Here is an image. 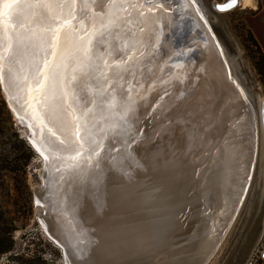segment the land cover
I'll use <instances>...</instances> for the list:
<instances>
[{
	"label": "bare ground",
	"instance_id": "obj_1",
	"mask_svg": "<svg viewBox=\"0 0 264 264\" xmlns=\"http://www.w3.org/2000/svg\"><path fill=\"white\" fill-rule=\"evenodd\" d=\"M194 1L201 7V13L199 12L200 15H198L197 12L199 20L198 25L200 27L202 25V29L207 26L208 29L211 30L210 32L215 36L218 46L216 45L215 47L211 45L207 49L198 47L197 51L192 55L193 58L195 57L198 66H200V69L203 72L198 74L197 71L192 70L189 71V73L187 72L186 79L180 78V80H178L175 78L176 80L173 79L167 84L170 94L169 96L160 99V103L157 105L159 109L156 111L157 126L160 129H158V131H156L155 128L151 130V124L149 122L140 126L139 129L143 131L145 136L144 142L147 141L151 143L152 137L156 134L157 139L152 144H147L146 146L143 145L140 151V147L137 145L134 149L131 147L127 156H125L126 161L137 167L132 182L137 183L136 187L138 189L139 200L144 201L143 204L138 205V209L133 215L128 212V209L126 213H124V216H134L133 218L136 223V230H134L135 238L132 240L131 236L123 233H119L116 239L112 237L115 244L118 242L120 244L129 245V241L133 242L132 244L134 248H129L127 253L136 255L138 253L137 249L140 248L143 241L151 234L154 235L153 232H155L156 229L152 228L155 219L169 216V222L173 223L176 213L185 208L186 202L180 199L182 194L181 188L172 192L169 187L166 189L163 187L165 171L170 172L171 178L176 182H180L181 180L183 182L186 180V186L188 187L186 190L190 198V206L184 224L188 223L190 219H195V221L192 222V231H187L181 236H189L188 240L173 245L170 248L171 251L161 255L155 264L208 263L220 247L221 242L224 240L234 223L235 217L238 215L244 202L248 185L253 179L251 178L250 180L246 175H248L249 172V175L254 176L255 173L257 162L256 150L258 148V143H260L259 131H262L264 139V108L259 107L256 109L257 105L254 103V113L256 115L250 111L244 100V98L246 99L247 94H249L248 89L238 75L235 66L231 63L230 57V60L228 59V55L220 43L212 22L209 20L208 9H205L201 0ZM160 2L161 0H136L135 2H131V4L136 5V7L129 9L131 15H125L124 20L118 19L116 22V28L113 30L112 36H114L115 32H118L117 28L119 26L123 27L125 22L129 24L130 31L131 29H134V34L129 35L124 42L126 47H133V52L137 50L134 53L132 52V56L135 58L134 61H141L142 54L140 55V52L147 49V39L149 37V34L141 33L142 27L144 26V20L136 16V11L138 9L144 10V8L151 6L153 11L161 13L169 21H173L182 11V3L180 4L179 2H176V0H164L163 8L159 7ZM228 2L229 0H216L214 2V9L217 12H227L234 9L235 6L228 10H221L220 7H218ZM238 2V6L257 7V0H238ZM84 4L87 6L89 5L87 2H84ZM21 7V11L18 14L13 15V21L7 22L8 16H6L4 20L5 29L11 25H15L13 28L15 29V32L13 33L15 35L14 50L17 52L20 60L19 64L13 63L12 65L16 79L20 78L22 70L26 68L28 63L32 62L37 52L43 50L47 46L50 34L46 29L51 26V18L46 17L47 15L45 14L39 15L38 13L40 10L36 12L37 14H35L34 19L32 20V6L28 7L27 5L22 4ZM13 8H15V6H13ZM7 10L12 11L13 9ZM52 10L59 11L60 7H53ZM117 12L121 13V15L124 14L120 9ZM201 17L204 20H202ZM28 21L31 22V25H24V23ZM91 22L100 24L104 21L97 17ZM21 23L24 25L23 30H21L22 27L18 26ZM208 29L206 28L207 31ZM169 32H172L171 28H169ZM175 34L176 31H173L172 36L170 37L167 33V39L162 43L164 46L162 52H164V54L171 50ZM182 39H184L181 44L183 48L188 46L196 47L200 43V35L197 33V29L183 33ZM93 42H95V38L93 39ZM111 43L112 40L108 39L107 47L111 52L110 55L105 52L104 45H101L96 59V62L98 61L99 65H104L102 60H107L109 64H112L119 55L116 51L117 42H115L116 44L112 47L110 46ZM118 45L120 46V43H118ZM66 47L67 46H64V49L59 50V64H61V68H63L62 65L64 62L71 64L78 60V58L74 59V55H69V50H66ZM121 49L124 51L125 45L121 47ZM138 50L140 52H138ZM38 57H40V59L37 60V62H34V78L36 77L42 56L40 55ZM155 59L159 62L161 56H158ZM200 61H202V63H200ZM120 63L121 76L127 78L123 81V84L126 88L129 87L131 89L132 87H135L137 83L140 82L139 77H135L136 81L129 79L132 76V73L125 71L128 65H132V59H130L127 64H124L123 61H120ZM72 68L73 66L70 68L69 72L68 70L65 72L56 71V78L51 83L50 97L55 98L56 101L53 105H57L59 110H62V106L59 102L61 85L66 83L67 76L72 72ZM229 74L242 87V90H238L237 87L229 81ZM225 78H227L229 82H227ZM2 83L5 94L18 119L24 122V117L32 118V109L27 106L26 109L20 108V106L16 105L13 101L12 93L10 95V91L14 90L15 92L18 90V87L13 86V82H10V91H6L4 81ZM25 83L27 82L22 81L20 84L21 87H24ZM197 84L199 86L196 89L195 86ZM77 86L74 85V88H81V86ZM134 91V89L131 90L132 93ZM181 92L184 93V95H181L183 96L182 98L174 99L173 101L170 100L175 97V93H178L179 96ZM189 92H193L197 95V100L194 98L190 103H187L186 96ZM31 94L35 95L34 93ZM80 94V101H82L84 93L81 92ZM117 94H120L121 101L119 102V115L122 114V103L131 102L134 109L136 108L134 105L136 102L135 95L131 94L132 97L128 96L127 101H123L121 98L125 96V91L119 90ZM136 99L137 102H139L138 95ZM89 100L90 99L85 98L83 99V102L86 101L85 103L80 102L81 106H83L81 107L79 115L86 110ZM68 103L72 104V100L68 99ZM49 105L51 106V110H53L54 108H52L50 100ZM169 105H172L170 109L167 108ZM140 108L141 109L137 108L138 111L144 113L147 108L146 101L142 103V107ZM136 111L133 110L132 112H129L130 120L135 124V127H133L132 130L137 129L136 125L140 124L137 120H140L141 118ZM60 113L62 114L61 111ZM185 114L190 116V119L187 117V119H189L188 126L191 128L194 126L191 129L192 136H190L189 140H187V137L185 138V133L181 129L183 124L187 121L184 117ZM94 116L95 118L93 117L89 122L90 138L101 143L100 140L103 135L99 129H101L102 126L105 127L106 124H108L107 128H110V126L114 124L113 120H115L116 117L110 115V119L107 121L104 120L100 114ZM80 118L83 120V116ZM59 119L62 122L58 125V135H60L62 139H66L67 145H70V137L64 131L65 125L69 124L70 121L66 116H61ZM35 121L36 122L34 123H37L38 120ZM49 126L52 125L50 124ZM175 126L178 129L175 130ZM27 129L28 125L26 123V136H28ZM35 130L37 131V128H35ZM163 142H167L169 145L168 152H170V155L172 156L170 160H166V155L164 151L162 152V148L164 149ZM203 151L205 154H202ZM62 153L72 156L73 149H64ZM251 153H253L254 156L249 170V162L252 157ZM108 156V150L102 149L98 158H96L101 161L99 168L85 167L83 170L84 175L81 177H77L75 174H69L67 165L71 164L72 160H60V157H56L53 166L49 168V161L44 158V161H46L45 167H47V182L44 186L46 195L44 196L43 201H41V204H36V206L38 211L49 212L52 214V206L54 203L57 204V208L61 209L62 216L67 219V224L70 226V229L64 231H61L60 229L50 230L61 238H63V236L66 237L68 239L67 243L75 248L72 249L73 252H77L78 247L82 248L83 243H85V251L88 253L94 251L100 246L98 245V238L82 241V239H84V232H74L71 228H76L82 224L77 220L80 218V212L78 209L83 205V201L76 195V193L79 188H82L83 190L84 187H79L78 181L83 182L85 186L88 184H93L95 186L104 184L105 181H107L106 177L111 178L108 172L111 169H109L107 165L109 162ZM208 158L209 160L207 161ZM80 159L82 160L80 161ZM172 159L174 161L173 165H171ZM78 160L82 165L84 164L83 158H78ZM125 160L123 158V161ZM57 167H59L61 171L58 172L56 170ZM192 170H194V172H192ZM198 173L200 174L196 185L199 187L191 186L190 183L192 179H194V176ZM122 177L124 178V172H122ZM61 178L64 180L63 185L57 188L54 182ZM252 183L253 181L251 182V185ZM261 184L264 187V182L261 181ZM93 185H91V187H94ZM181 186L182 184L179 185V187ZM250 189L251 186L249 191ZM127 196L121 193L119 194L123 209L129 208L133 200L129 194ZM263 226L264 221L256 236L255 242L251 244L250 248L249 246H246V255L244 257L242 256L243 259H240V262L237 261L236 264L247 263L250 253H252V250L262 238ZM150 229L152 230L150 231ZM174 229H177V226ZM55 243L58 245L56 241ZM163 248L164 245L162 244L159 248L155 249V251ZM85 263L87 262L83 261L80 264Z\"/></svg>",
	"mask_w": 264,
	"mask_h": 264
},
{
	"label": "water",
	"instance_id": "obj_2",
	"mask_svg": "<svg viewBox=\"0 0 264 264\" xmlns=\"http://www.w3.org/2000/svg\"><path fill=\"white\" fill-rule=\"evenodd\" d=\"M135 1L136 0H115L116 6H113L111 0H76L75 15L77 20L82 19L84 26L89 28V30L91 31V24H92L91 21L97 18L95 16V13L103 12L105 14V18H107L108 15L114 14L112 15L113 19L119 17V19L124 20L125 14L121 15V13L117 12L119 11L118 5L120 3H131ZM84 2L89 3V5L88 6L85 5ZM176 2H179L180 4L182 3L183 6H182V11L174 18L173 21H169L161 13L153 11L152 8L150 10L149 7L144 8V10L138 9L136 11V16L144 20V26L142 27L141 33L149 34V37L147 39L148 40L147 49L145 51H141L143 53L141 61L139 60L134 61L135 58L132 56L133 47H126V44H124L126 38H128L129 35L134 34V29H131L130 31L129 24L127 22L124 23L123 27L119 26L117 28L118 32L117 33L115 32L114 36H112L111 38L109 37V40H112V43L110 45L111 47L114 44H116L115 42H117V44L120 43V48L125 45L124 52L131 56L132 64H134V68H132L131 71L132 76L129 79H133L134 81H136L135 77H139L140 82L139 83L136 82L137 85L135 87H132L131 89L127 87L129 88L130 91L129 96L132 97V95H135L137 97L138 95L139 97V102H137V99L135 97L136 102L134 105L136 108L134 109V111H136L137 108L141 109L140 107H142V103H144L145 101L147 108L144 113H141L137 109L136 113L139 114L141 119L137 120L138 122H140V124L136 125L137 129H134L135 131L132 130V128L135 127V124L129 118H126L127 122L123 124V131L120 132L119 135H114L111 131H109L111 126L110 128H107L108 124H106L105 127L102 126V128L99 129V131H101V134L103 135L101 136V140H100L103 145V150L107 149L109 152V156H108L109 162L107 163V165L108 168L111 169L108 172L112 179L110 177H106L107 181H105L104 184H100L97 186L93 184L90 185L88 184L85 186L83 182L78 181L79 187L82 186L84 187L83 190L82 188H79V190L76 193V195L83 201V205H81V207L78 209V211L80 212V218L77 220L79 223L82 224L76 228H71V229H73L74 232L77 231L84 232V239H82V241L92 238L94 239L98 238L99 240L98 245L100 246L97 249L88 253L85 251L86 245H84L85 243H83L82 248L78 247L82 250L83 255H81L80 251L73 252L72 249L75 248L67 243L68 239L66 237L63 236V238H61L56 233H53L50 230V229H60L61 231H64L70 229V226H68L67 224V219L62 216L61 209L57 208V204L55 203L53 204L52 214L49 212H42V211L40 212L37 209L43 229H45L46 233L49 235L51 239L55 240L58 243V245H60L64 253L65 264H80L83 261L87 262L85 264H155L157 259L161 255L169 253L171 251L170 248L173 245L189 239V236L181 237L187 231H192L191 229L193 224L192 222L195 221V219H190L188 223L184 224L187 219L188 216L187 214L189 213V206H190L189 204L190 198L186 190L188 188L186 186V182H185L186 180H184L183 182L182 180L180 182H176L171 178L170 172H166V171L163 177V184H164L163 187L165 189L169 187L170 191L172 192L177 191L178 189L181 188L182 194L180 196V199L186 202L185 208L182 209L181 211H178V213H176L174 222L173 223L169 222L168 220L169 216L159 218L160 220L155 219L152 228V229H156L155 232H153L154 235L151 234L146 240L143 241L140 248L137 249L138 253L136 255H131L127 253V250L129 248H134L132 244L133 242L129 241V245L120 244L118 242H116L115 244V241L112 239V237L116 239L119 233H123L131 236L132 240H134L133 239L135 238L134 230H136V223L133 218L134 216L132 217L124 216V213H126L128 209V212L131 215H133L137 211L138 205L143 204L144 202L139 200L138 189L136 187L137 183L132 182V180L134 179L133 176H135L136 174L137 167L136 165L131 164L130 162L125 160V156H127V153L129 152V149L131 147L132 149H134L135 146L137 145L138 147H140L139 148L140 151L143 145L146 146L147 144H152L157 139L156 138L157 134H156L155 136L152 137L151 143L147 141L144 142L145 136L143 131L139 129L140 126L145 125V123L147 124L149 122L151 124L150 126L151 130L155 128L156 131H158V129H160L157 126L156 111L157 109H159L157 105L160 103V99L165 98L170 94L169 87L167 86V84L173 79L174 80L176 79L180 80V78L186 79L187 78L186 74L187 72L189 73V71L194 70L197 71L198 74L203 72L200 69V66H198L195 57L193 58L192 55L195 53V51H197L198 47L202 49L203 48L207 49L211 45L215 47L216 45L218 46V42L215 39V36L210 32L211 30L208 29V27L206 26V28L208 29L207 31L206 28L204 27L203 29L201 28L202 25L201 27L198 25L199 20H198L197 12L198 15H200L201 7L197 5V3L194 0H188V1L176 0ZM238 3L239 2L237 0L235 7L238 6ZM106 4L107 7H105ZM29 5H31V0L29 2ZM29 5L27 6L29 7ZM53 7H57L55 3L51 4L50 7L47 9L38 6H32V20L34 19V16L35 14H37L36 12L38 10H40L38 13L39 15L45 14L47 15L46 17L49 18H51L52 16H56L61 19L66 17L70 12L73 11L72 8H69L67 6L60 7L59 11H53L52 10ZM21 9H22L21 6L15 11L2 9L5 13H9V12L12 13L11 15L8 16L7 22L13 21V15L18 14L21 11ZM141 12H143L144 14L141 15L140 14ZM202 20L204 19L202 18ZM50 21L52 26L53 23L52 19ZM117 21L118 19H116V22ZM75 24H76V20H73L72 25ZM24 25L29 26L31 25V22L29 21L25 22ZM14 26L15 25H11L12 28H14ZM51 26H49V28ZM23 27L21 30H23ZM169 28H171L172 32L176 31V34L173 37V46H171V50L167 51V53L164 54V52H162V49L164 48L162 43H164V41L167 39V33L168 35H170V37L172 36V32L171 33L169 32ZM195 29H197V33L200 35V43L198 42L199 44L196 47L188 46L183 48L181 46L182 41L184 40L182 39V34L185 32L194 31ZM65 32L68 40L70 41L67 45H65L67 46L65 49L69 50L68 51L69 55L71 54L74 55V59L78 58V60L71 64H69L68 62H64L62 65L63 68L60 67L61 64H59V58H55L53 62L57 65L56 71L58 72L61 71L65 72L66 70H68L69 72L70 68L73 66L71 70L72 72H70V74H68L67 76V78H70L71 76H76V80L72 82V86L69 89L70 95L68 97V99L70 100H72V96H76L79 98V106L75 104L73 105V114L79 117L84 116L85 112H88L90 116L92 115V113H95V115L100 114L103 117V119L107 121L108 119H110V115H111L112 117H116V119L113 120V123L119 124L120 123L119 117L122 116L123 113L121 111L122 114L120 115L118 114V111H120L119 102H121L120 101L121 93L117 94V92L119 90L125 91L126 87L123 84V81L127 78L125 77L123 78L122 76L118 80L113 78L110 81L111 86L107 88L105 86V81L103 79V76L107 75L109 77H112L111 71H107V72L97 71L90 74L86 79L83 78L80 69L85 63H88V61H86L85 58L81 55L83 42L75 41L73 32L69 31L67 28L65 29ZM44 49L37 52L32 62L28 63L26 68L22 70V74L20 76L21 79L20 78L16 79V81L13 82V86L16 87V84L17 83L21 84L22 81L30 82L35 79L33 77L35 70L34 62L35 61L37 62V60L40 59V57L38 56L40 55L43 56ZM61 49H64V47H62ZM130 49L131 51H129ZM138 52L140 51L138 50ZM158 56H161L159 62L155 59ZM93 63L98 64V61L96 62L95 60ZM200 63H202V61H200ZM100 67L101 69H103L106 67V65H100ZM25 78H27V80H25ZM225 79L227 82L230 81L231 83H233L238 90L239 89L242 90L241 89L242 87L231 77L230 74H229L230 80L228 81L227 78ZM0 82L2 84V88L4 91V86L2 83L3 81L0 80ZM74 85L81 86V88L80 89L74 88ZM198 86H199L198 84L195 86L196 89ZM113 87L115 89L114 92L112 90ZM132 89L135 90L133 93L131 92ZM81 92L84 93L83 99L88 98L90 100H89V104H87L86 110L79 115V112L81 111V107L83 106V105L81 106L80 104V102H83V99L82 101H80ZM11 93H12L13 101L16 103V105H19L20 108H24V109H26V106L28 107V104L25 102L26 93L24 91V87L20 86L17 91L15 92L14 90L10 91V95ZM109 93H111L112 96L115 97V101L112 102L111 109L108 110L107 112H104L98 107V105L101 100L109 101L111 99ZM181 95H184V93L181 92L179 96L178 93H175V97L170 100L173 101L174 99H180L183 97ZM5 97L14 113L12 105L10 104L6 94ZM194 98L195 100H197V95H195L193 92H189L186 96L187 103H190ZM244 100L248 105L250 111L254 113L255 110L253 105L255 102L251 97L250 93L247 94V97L246 99L244 98ZM50 101L52 103V108H54L52 111H55L59 118H61V116L64 117L63 110H59L57 108L58 107L57 105H53V103L56 101L55 98L50 97ZM85 102L86 101H84L83 103ZM171 106L172 105H169L167 108L170 109ZM89 109H91V112H89ZM49 110H51L50 105H49ZM60 111L62 112L63 115L60 113ZM254 115L256 114L254 113ZM184 117L186 118L187 121L183 124L181 129L185 133V138L187 137V140H189L190 136H192V132H191L192 128L188 126V121L190 119V116L188 114H185ZM187 117H189V119H187ZM16 118L18 119L17 116ZM29 118L24 117L25 119L24 122L22 120L19 119L18 120L24 125V127H26V123H27L28 125V129H27L28 136H26L27 141L36 152H38L43 158H45L44 154H42L44 150L41 148V144L37 143L36 142L37 137L33 136V132H36L37 134L39 133L38 128L37 131L35 130L36 128L35 125L38 123V121L37 123H34L36 121L31 117ZM29 125H33V127L30 128ZM73 127L74 126L71 121L69 122V124L65 125L64 131L70 137V145H67L65 150L73 149L72 147ZM174 129L176 130L178 128L175 126ZM81 135H83L82 131H81ZM162 144L164 146V149L162 148V152L164 151L166 155V160H170L172 156L170 155V152H168L169 145L167 142H163ZM113 148H115V151L112 150ZM202 154H205V152L203 151ZM61 156H66L68 157V159L71 160V156L66 155V153L61 152L56 154V157L58 158ZM251 156L252 157L248 167L249 170L251 168L253 161V156H254L253 153H251ZM96 158H98V156ZM123 158L125 161H123ZM81 160L82 159H80V161ZM208 160L209 158L207 159V161ZM45 163L46 161H44V167L41 170V177L43 178V184L35 189V197H34L35 205L41 204V201H43L44 196L46 195L44 186L45 183L47 182V173H46L47 167H45ZM171 163H172L171 165H173L174 163L173 159ZM122 172H124V178L122 177ZM192 172H194V170H192ZM199 174L200 173L194 176V179H192L190 183L191 186L194 187L198 186L196 184L199 180ZM246 176L250 180L251 178H253L252 175H249V172L248 175ZM63 181L64 180L61 178L56 182H54V184L57 186V188H59L60 186L63 185ZM251 182L248 185L247 191L245 193L244 201L249 193ZM180 184H182L181 187H179ZM91 185H93L94 187H91ZM120 193L126 196L129 194L133 198L129 208L123 209V206L119 199ZM97 202L103 205L102 211L98 212L96 210ZM263 221H264V203H262L261 205L259 224L255 228V230L258 229V227H259L258 230H260ZM176 226L177 229H174L176 228ZM152 229H150V231ZM262 233H263V229H262ZM252 235L250 234L248 235L249 236L248 243ZM162 244L164 245V248L155 251V249L159 248ZM247 245L248 244H246V246ZM246 246L241 247L239 249L242 250L243 252H240V254L237 257L232 256L230 259L226 261L225 264H236L237 261H239L240 259L242 260L246 252V250L244 252ZM241 253L243 254L242 258H241Z\"/></svg>",
	"mask_w": 264,
	"mask_h": 264
},
{
	"label": "rangeland",
	"instance_id": "obj_3",
	"mask_svg": "<svg viewBox=\"0 0 264 264\" xmlns=\"http://www.w3.org/2000/svg\"><path fill=\"white\" fill-rule=\"evenodd\" d=\"M201 1L256 109L264 108V51L248 23L257 10L239 5L227 12H217L216 0ZM4 92L0 82V246L5 249L0 253V264H65L62 249L41 225L34 201L35 189L43 184L44 158L30 146L25 127L14 115ZM259 132L251 189L229 232L207 264H225L232 256L243 252L239 250L241 247L248 244L250 248L256 240L259 227L255 228L264 196L261 184L264 182V139L262 131ZM262 229V238L246 264H264V227ZM249 234L252 237L248 243Z\"/></svg>",
	"mask_w": 264,
	"mask_h": 264
},
{
	"label": "snow or ice",
	"instance_id": "obj_4",
	"mask_svg": "<svg viewBox=\"0 0 264 264\" xmlns=\"http://www.w3.org/2000/svg\"><path fill=\"white\" fill-rule=\"evenodd\" d=\"M113 6L115 5V0H111ZM55 3L57 7L67 6L72 8L73 11L70 12L66 17L59 18L52 16L53 21L52 26L46 29L51 35L47 42V47L44 49V54L41 57V63L37 70L36 77L33 81L27 82L24 85V91L26 93V103L28 108L32 109V118L38 120V123L35 125L39 129V133L33 132V136L37 137L36 142L41 144V148L44 149L42 154L46 160L49 161L48 167L51 168L53 163L56 160V153L62 152L67 146V140L62 139L58 135V125L62 122L55 111L49 110V100L51 92V83L56 78V67L57 65L53 62L55 58H59V50L67 45L70 41L67 38L65 29L73 32L75 41L83 42V48L81 50V55L85 58L88 63H85L80 71L83 78H87L90 74L97 71H111L112 77L107 75L103 76L105 81V86L110 87L111 79H120L121 78V63L127 64L131 59V56L125 53L120 46L117 44L116 51L118 56L116 60L109 64L107 60H102V63L106 65L105 68L101 69L99 64L93 63L97 59V53L101 47L104 45L105 52L109 55L111 52L107 47V41L109 37L113 35V30L116 28V19L112 18V15H108L105 18L103 12L95 13V16L103 20V23L100 24H91V31L89 28L84 26L83 20H77L75 15V4L76 0H31V5H29V0H0V80L4 81L5 90L10 91L9 83L16 81V75L13 72L12 65L13 63L19 64L20 60L18 58L17 52L14 50V41L15 29L9 26L7 29L4 27V20L6 16L11 15V12L5 13L2 9H13L15 6V11L22 4L29 6H38L42 8H49L51 4ZM164 0H161L159 7L163 8ZM236 5V0H229L228 3L218 6L221 10H228ZM107 7V4L105 5ZM121 12L125 15L130 16V8L136 7L131 3H120L118 5ZM151 10V6H149ZM141 15L144 13L141 12ZM76 20V24L72 25V21ZM23 27L21 23L18 25ZM95 38V42L93 39ZM131 51V49L129 50ZM140 54H143L142 52ZM134 67V64L128 65L125 71L131 73V69ZM27 80V78H25ZM76 80V76H71L66 79V83L61 85V96L59 97L60 105L62 106L63 114L66 116L73 124L72 131V147L73 155L71 156L72 163L67 165L69 169V174H75L77 177L84 175V168H99L101 161L95 159L99 156L101 150L103 149L102 143H99L90 138L89 131V122L94 117L95 113H92L90 116L88 112L84 113L83 120L79 116L73 114V105L79 106V98L72 96V104L68 103V97L70 95L69 89L72 86V82ZM19 83L16 84V87H20ZM113 92L115 91L113 87ZM34 93L35 95H32ZM111 99L109 101L101 100L98 107L107 112L112 107V102L115 101V97L109 93ZM130 95L129 88L125 89V96L121 99L127 101L128 96ZM29 101H31L29 103ZM134 110V106L131 102L122 103L121 111L122 116L119 117L120 123L113 124L109 131L114 135H119L123 131V124L126 123L125 118H129V112ZM91 112V109H89ZM52 126H49V125ZM33 127V125H29ZM81 131L83 135H81ZM134 142V141H133ZM40 150V149H38ZM115 151V148L112 149ZM83 158L84 164L82 165L78 158ZM68 157L61 156L60 160H66ZM58 172L61 171L59 167L56 169ZM103 205L99 202L96 204V210L102 211ZM77 251L83 252L80 248Z\"/></svg>",
	"mask_w": 264,
	"mask_h": 264
},
{
	"label": "crops",
	"instance_id": "obj_5",
	"mask_svg": "<svg viewBox=\"0 0 264 264\" xmlns=\"http://www.w3.org/2000/svg\"><path fill=\"white\" fill-rule=\"evenodd\" d=\"M254 9L257 10V13L249 19L248 23L264 51V0H257V7Z\"/></svg>",
	"mask_w": 264,
	"mask_h": 264
},
{
	"label": "trees",
	"instance_id": "obj_6",
	"mask_svg": "<svg viewBox=\"0 0 264 264\" xmlns=\"http://www.w3.org/2000/svg\"><path fill=\"white\" fill-rule=\"evenodd\" d=\"M6 248V247H5ZM9 248V247H8ZM5 250L3 246H0V253Z\"/></svg>",
	"mask_w": 264,
	"mask_h": 264
},
{
	"label": "built area",
	"instance_id": "obj_7",
	"mask_svg": "<svg viewBox=\"0 0 264 264\" xmlns=\"http://www.w3.org/2000/svg\"><path fill=\"white\" fill-rule=\"evenodd\" d=\"M61 248V247H60ZM263 253H264V251H263Z\"/></svg>",
	"mask_w": 264,
	"mask_h": 264
}]
</instances>
